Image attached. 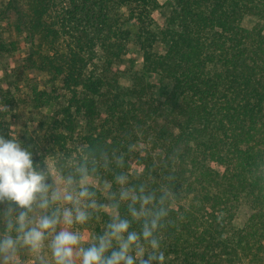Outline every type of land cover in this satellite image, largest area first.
Returning a JSON list of instances; mask_svg holds the SVG:
<instances>
[{"label": "trees", "instance_id": "16d2710c", "mask_svg": "<svg viewBox=\"0 0 264 264\" xmlns=\"http://www.w3.org/2000/svg\"><path fill=\"white\" fill-rule=\"evenodd\" d=\"M168 5L154 21L156 0H7L0 54L26 47L22 69L41 78L31 84L30 101L48 112L39 113L31 134L14 138L4 118L22 100L17 87L0 84V136L31 152L49 185V159L74 196L84 179L106 185L105 193L86 186L92 195L76 205L89 214L75 223L92 237L84 247L118 212L138 235L157 220L153 238L164 259L153 264H264V0ZM129 45L141 52L143 72L122 88ZM145 74L165 84L161 98ZM52 193L48 208L33 204L28 227L62 214ZM146 196L144 215L133 217ZM93 201L96 207H86ZM241 205L250 214L237 226ZM17 214L8 211L7 220ZM7 223L6 235L17 236ZM49 231L34 264H55ZM140 242L146 255L153 251ZM18 247L22 259L27 250L32 256Z\"/></svg>", "mask_w": 264, "mask_h": 264}, {"label": "clouds", "instance_id": "9594fccd", "mask_svg": "<svg viewBox=\"0 0 264 264\" xmlns=\"http://www.w3.org/2000/svg\"><path fill=\"white\" fill-rule=\"evenodd\" d=\"M121 180L124 178L121 177ZM71 181H69L70 183ZM50 185L46 182L45 175L34 164L32 153L22 147L15 139L0 136V201L10 202L9 213H18L15 219H9L7 228L15 230L19 235L11 234L0 237V264H15L18 244L28 247L33 252L38 251L45 237V232L55 230L57 224L65 225L85 223L89 219L87 211L78 206L79 198L92 195L85 187L79 190L76 196L70 190L63 192L54 191L53 200H63L73 203L74 207L64 208L62 216L59 210L52 215H44L34 227H28V212L39 199V207L46 209L49 206L47 193ZM127 197L128 193H122ZM133 200L140 199L132 197ZM150 197L142 198L141 211L133 208V217L144 215L143 205H147ZM86 207H96L95 202ZM114 221L107 226L105 233L97 237L96 242L88 247H81V237L76 232L61 230L50 244L51 253L55 264H153V261H163V253L158 252L159 245L153 238V231L157 228V220L145 222L142 232L138 235L129 231V221L120 219L119 213H114ZM125 234H127L125 236ZM141 238L147 241L152 252L146 255V249L140 242ZM117 247L113 248V243ZM110 254L106 255V253Z\"/></svg>", "mask_w": 264, "mask_h": 264}, {"label": "rangeland", "instance_id": "374dc122", "mask_svg": "<svg viewBox=\"0 0 264 264\" xmlns=\"http://www.w3.org/2000/svg\"><path fill=\"white\" fill-rule=\"evenodd\" d=\"M172 0H156V3L158 5V9L153 11L152 13V19L154 21L158 20L159 12H164L168 14L170 12V7L168 5L169 2ZM7 0H0V8L4 3H6ZM254 24V20L252 18L245 19L243 22V25L247 28H250ZM1 27L4 29V24L1 23ZM159 51H162L164 47L160 44L156 45ZM26 47H21L18 49V51L12 52V53H3L0 54V84L8 89L12 88H18L17 91H13L14 95L17 97L15 98L18 100H22L21 102H17L13 105V107H10L7 111V117L4 118V123L8 127L9 131L12 133V136L14 138H17L18 136H24L27 134H31L33 130L36 128V122L39 118V113H46L48 112V109L44 108L42 110L36 109L33 107L32 102L30 101L31 95L30 89L31 84L34 83L33 80H41L40 76L34 73L32 70L29 69H22V65L24 62V58L26 57L27 53L25 50ZM120 68V78L118 79V85L122 88H126L129 86V84L132 82V79L135 74H142V54L138 50V48H135L131 45L128 46V51L124 57V59L121 62ZM144 81L146 83H149L153 86L152 90L154 93V96L157 98H161L162 95L166 91L165 84L160 82L158 77L150 74L144 75ZM12 91V90H11ZM46 170L51 175V181L50 186L52 189V192L54 191H60L63 192L67 190L63 179L58 175L56 172V169L53 164V160H48L45 164ZM86 186H92L96 189L100 190V192L105 193L106 192V185L103 183H99V181L87 178L84 179L82 182H80V187H86ZM60 205L62 206V209L64 208H72L74 205L71 202H65L62 199L60 200ZM76 206V205H75ZM63 213V211H62ZM7 202L6 201H0V237H6L7 230L6 228V222L7 220ZM250 214V210L246 205H241L239 207V210L235 216V224L237 226L243 225V223L247 220L248 216ZM62 216V214H61ZM75 222L72 225H65L62 220L59 224L56 225L55 230H50L47 232L48 240L47 244H51L53 238V234H57L61 230H68L72 232H76L81 237V247H84L87 243L91 242L92 237L89 233L85 232V230H80L78 226L75 228ZM10 234V233H9ZM16 235H18L17 232H15ZM21 247L23 245L21 244ZM46 245L44 246V248ZM19 249V247H18ZM29 250L26 251V254L24 256L25 260L19 257L17 254V258L15 261V264H34L35 259L37 257V254H39L40 249L38 251L33 252L32 256L30 255ZM46 256V254H45ZM47 257V256H46ZM76 264H79V259H77ZM238 264H246L244 261L239 262Z\"/></svg>", "mask_w": 264, "mask_h": 264}]
</instances>
